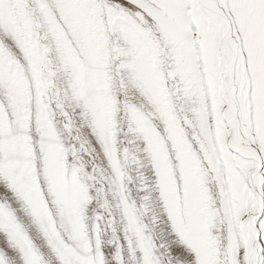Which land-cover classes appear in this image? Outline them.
<instances>
[{"label": "snow or ice", "instance_id": "1", "mask_svg": "<svg viewBox=\"0 0 264 264\" xmlns=\"http://www.w3.org/2000/svg\"><path fill=\"white\" fill-rule=\"evenodd\" d=\"M0 264H264V0H0Z\"/></svg>", "mask_w": 264, "mask_h": 264}]
</instances>
